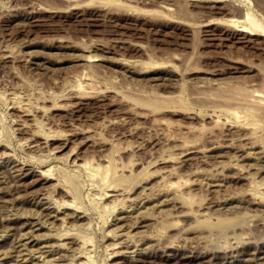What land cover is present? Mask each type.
<instances>
[{
	"label": "rangeland",
	"instance_id": "374dc122",
	"mask_svg": "<svg viewBox=\"0 0 264 264\" xmlns=\"http://www.w3.org/2000/svg\"><path fill=\"white\" fill-rule=\"evenodd\" d=\"M261 95L264 0H0V264H264Z\"/></svg>",
	"mask_w": 264,
	"mask_h": 264
},
{
	"label": "bare ground",
	"instance_id": "6f19581e",
	"mask_svg": "<svg viewBox=\"0 0 264 264\" xmlns=\"http://www.w3.org/2000/svg\"><path fill=\"white\" fill-rule=\"evenodd\" d=\"M249 19V18H248ZM253 25H254V23H253ZM244 31H246V32H248V33H250V34H254V33H252V32H250L248 29H244ZM88 58H91L92 59V57H88ZM93 58H94V56H93ZM92 60H94V59H92ZM89 62V61H88ZM93 62V61H92ZM239 91V90H238ZM246 91V90H245ZM241 93V92H240ZM245 93V92H244ZM228 94V93H227ZM232 94V93H231ZM235 94V93H234ZM233 94V95H234ZM246 95V94H245ZM252 95H256V93L255 94H253L252 93ZM258 95H260V94H258ZM237 96V95H236ZM242 96V95H241ZM257 96V95H256ZM264 95H261V97H263ZM228 98V97H227ZM264 98V97H263ZM256 101H258L257 100V98H256ZM256 101H255V103H256ZM262 101V100H261ZM263 102V101H262ZM254 105V104H253ZM259 105H261V104H259ZM250 108V107H249ZM251 108H253V107H251ZM250 108V109H251ZM254 109H257V111H254ZM251 110H253L254 112H262L264 109H261V108H253V109H251ZM262 110V111H261ZM260 114V113H259ZM248 153V152H247ZM252 152H250V154H251ZM246 154V153H245ZM238 155H240V154H238ZM244 155V154H243ZM248 156H250V155H248ZM251 157H252V155H251ZM111 158H113L112 156L109 158V159H111ZM243 159V158H242ZM86 160V159H85ZM110 162L111 161H113V159L112 160H109ZM85 162V161H84ZM84 164V166H86V164L88 165V164H90L89 162H85V163H83ZM82 164V165H83ZM106 165H108V166H106V167H102L101 165L99 166L98 165V167H96L97 169H95V171H96V174L94 173V175L96 176H99L100 178H101V181H106V183H107V180L109 181V178H111V180H112V184L111 185H109L111 188H109L110 189V191L112 192V194H110L111 196H110V202L107 204V207L104 205V207H106V209L107 208H109V209H111L112 211V213L110 212V210H109V212L111 213V214H114V212H116L117 211V209L120 207L121 209H125V207H127L126 209H129V208H131V211H134V214H136L135 216H138V215H142V213H144V212H142L141 211V209L143 208L144 210H146L145 209V206H146V203L150 200L149 198H151L150 197V195L149 194H147V195H145L144 197H141V198H139V199H135V198H132L131 196H128L129 195V193H128V195H127V191H128V189L124 186V187H122V184H121V182L123 181V175L122 176H120L119 174H118V171H117V168H115L114 167V165L112 164V163H108V164H106ZM116 165V164H115ZM83 166V167H84ZM104 166V165H103ZM51 169H53V168H51V167H49L48 169H46L45 170V172L43 171V170H41V171H43L42 172V174L44 173V175H45V179H48V178H50L52 175H53V178L55 177L54 176V174H55V171L53 172ZM173 170V169H172ZM54 173H52V172ZM157 171H159V170H157ZM174 172H175V170H173ZM155 173H156V171H155ZM169 173H172V171L170 172L169 171ZM43 176V175H42ZM94 177V178H98V177ZM128 177H130V176H128ZM52 178V177H51ZM163 178V177H162ZM161 178V179H162ZM127 179H130V178H126V179H124V180H127ZM161 179H160V181H161ZM165 179V178H164ZM168 179V178H167ZM54 180V179H53ZM58 180V179H57ZM166 180V179H165ZM101 181L99 182H97V183H100V184H102L101 183ZM169 181V180H168ZM180 181H182L181 179H180ZM179 180L178 181H176L175 183H179L180 182ZM46 182V181H45ZM125 182V181H124ZM159 182V181H158ZM161 182H163V180L161 181ZM165 182V181H164ZM173 182V181H172ZM166 183L165 182V185L163 186V187H167V188H173V185H174V183ZM185 182V181H184ZM63 183V182H62ZM62 183L58 180V181H56V183H55V185H54V187H61L62 189H64L65 188V186L63 187V185H62ZM123 183V182H122ZM181 183V182H180ZM187 183V181L185 182V184ZM258 183V182H257ZM262 183V182H261ZM44 184V183H43ZM109 183H107V184H105V186L106 185H108ZM161 184V183H160ZM182 184V183H181ZM259 184V183H258ZM262 184H264V183H262ZM253 185H255L254 183H253ZM175 186V185H174ZM178 186V185H177ZM179 186H181V185H179ZM178 186V187H179ZM252 186V185H251ZM256 186H258V185H256ZM53 186H52V189L54 188ZM177 187V188H178ZM254 187V186H253ZM162 188V187H161ZM175 188H176V186H175ZM176 188V189H177ZM258 188H260V185H259V187ZM258 188H256V187H254V189H258ZM47 189V188H46ZM68 188H66V190H67ZM144 189V188H143ZM147 189V188H146ZM153 189V188H152ZM152 189H149L150 191H152ZM178 189H181V187L180 188H178ZM253 189V188H252ZM49 190H50V188H49ZM65 190V189H64ZM68 190H70V189H68ZM67 190V192H68V194H70L69 192L70 191H68ZM105 190H107V189H105ZM166 190V189H165ZM170 190V189H169ZM259 190V189H258ZM258 190H256V191H258ZM46 191V190H45ZM131 191V190H130ZM147 191V190H146ZM168 191V190H167ZM47 192V191H46ZM49 192V191H48ZM178 192V191H177ZM149 193V192H148ZM171 193V192H170ZM176 193V192H175ZM179 193V192H178ZM178 193H177V195H178ZM50 194V193H49ZM72 194V193H71ZM107 194V193H106ZM131 194V193H130ZM142 194V193H141ZM144 194V193H143ZM162 194V193H161ZM187 194V193H186ZM191 194V193H190ZM153 195V194H152ZM173 195V194H172ZM177 195H175V196H177ZM181 195H183V193L181 192ZM181 195H179V196H181ZM48 196V195H47ZM50 197V196H49ZM49 197L47 198V199H49ZM52 197V196H51ZM106 197V196H105ZM109 197V196H108ZM136 197V196H135ZM153 197V196H152ZM157 197V196H156ZM171 197V196H170ZM181 197H185V201L187 202V204L190 206L191 205V203H193L194 202V200H195V197H193V195H192V197H190L189 195L186 197V196H181ZM65 198V197H64ZM73 198H75V197H73ZM138 198V197H137ZM155 198V197H154ZM172 198V197H171ZM62 199V198H61ZM67 199V198H66ZM66 199H64V200H62V201H60L61 203H59V204H61L60 206H63L64 208H72V210L73 209H75V208H77V206H75L76 205V202L74 201V199H71V201H67ZM183 199V198H182ZM51 200V199H50ZM50 200H47V201H50ZM152 200V199H151ZM52 201V200H51ZM108 201V200H107ZM59 202V201H58ZM151 202V201H150ZM161 202H163V201H161ZM52 203V202H51ZM106 203V202H105ZM153 203V202H152ZM159 204H161L160 202H158ZM58 204V203H57ZM53 205L54 207H56V206H59V205ZM155 204V203H154ZM157 204V203H156ZM158 204V205H159ZM183 204H185L184 202H183ZM51 205V204H50ZM147 205H149V204H147ZM162 205V204H161ZM186 205V204H185ZM157 206V205H156ZM52 207V206H51ZM147 207V206H146ZM152 207V206H151ZM50 208V207H49ZM61 208V207H60ZM59 208V209H60ZM148 208V207H147ZM190 209L192 208V206L191 207H189ZM56 209H58L57 207H56ZM78 209V208H77ZM149 209V208H148ZM46 210H47V208H46ZM51 210H53V209H51ZM108 210V209H107ZM150 210V209H149ZM151 210H152V208H151ZM151 210L150 211H148V213L149 212H151ZM161 210V209H160ZM164 210V209H163ZM61 211V210H60ZM59 211V212H60ZM121 211V210H120ZM147 211V210H146ZM190 211H193V210H190ZM58 212V211H57ZM77 212V211H76ZM81 212V211H80ZM164 212V211H163ZM79 213V212H78ZM120 213V212H119ZM124 213V212H123ZM129 213V212H128ZM133 213V212H132ZM156 213H157V211H156ZM160 213H162L161 211H160ZM70 214V213H69ZM75 214V213H74ZM133 214V215H134ZM150 214V213H149ZM152 214V213H151ZM158 214V213H157ZM77 215V214H76ZM110 215V214H109ZM115 215V214H114ZM121 215H122V213H121ZM121 215H119V216H121ZM127 215V214H126ZM144 215V214H143ZM148 215V214H147ZM53 216V215H52ZM55 216H56V214H55ZM72 216V215H71ZM118 216V217H119ZM125 216V215H124ZM123 216V217H124ZM47 217V216H46ZM68 217V216H67ZM74 216H72V218H73ZM112 217V216H111ZM113 217H115V216H113ZM122 217V216H121ZM122 217V222L124 221V218ZM140 217V216H139ZM138 217V218H139ZM148 217V216H147ZM149 217H151V216H149ZM49 218V217H48ZM61 218V217H60ZM59 218V216H58V219H60ZM77 218V217H76ZM79 218H81V217H79ZM155 218V217H154ZM75 219V218H74ZM117 219V218H116ZM119 219V218H118ZM117 219V220H118ZM144 219V218H143ZM150 219V218H149ZM153 219V218H152ZM57 220V219H56ZM63 220H64V218H63ZM62 220V221H63ZM128 220V219H127ZM141 220V219H140ZM139 220V221H140ZM77 221V220H76ZM114 221H115V219H114ZM136 221V220H135ZM134 221V222H135ZM46 222V221H45ZM53 222V221H52ZM120 222V221H119ZM132 222V221H131ZM145 222V221H144ZM63 223H67L66 221L65 222H62V224ZM74 223V222H73ZM73 223H72V225H73ZM133 224V223H132ZM78 225V224H77ZM124 225V224H123ZM127 225V224H126ZM137 225V224H136ZM143 225V224H142ZM46 226V225H45ZM74 226V225H73ZM122 226V225H121ZM132 226V225H131ZM141 226V225H140ZM70 227H71V224H70ZM123 227V226H122ZM146 227V226H145ZM145 227H143V228H145ZM75 228V226L72 228L71 227V229H74ZM119 228V227H118ZM126 228V227H125ZM128 228H130V227H128ZM147 228V227H146ZM122 229V228H121ZM134 229V228H133ZM117 230V229H116ZM119 230V229H118ZM72 232L74 231V230H71ZM70 230H69V232H66L65 234L63 233L64 232V230H63V234L61 233V238L62 239H69V238H71L74 234H75V232H74V234L71 232ZM120 231V230H119ZM118 231V232H119ZM128 231H130V230H128ZM71 232V233H70ZM131 232V231H130ZM121 233V232H120ZM146 233V232H145ZM117 234V233H116ZM135 234V233H134ZM133 234V235H134ZM46 235H48V234H46ZM57 235H59V234H57ZM131 235H132V233H131ZM131 235H129V236H131ZM132 235V236H133ZM49 236V235H48ZM51 236V235H50ZM118 236H120V234H118ZM153 236V235H152ZM151 235H150V237H152ZM31 237H33V236H31ZM30 237V238H31ZM46 237V236H45ZM53 237V236H52ZM54 237H55V235H54ZM60 237V236H59ZM134 238H135V236H133ZM133 237H132V240H133ZM47 238V237H46ZM74 238H76V240H77V242H80L82 245H84V247L83 248H85V245L87 244V243H89L90 242V240L89 239H87V237H84V236H82L81 234H79V232L76 234V237H74ZM128 238V237H127ZM155 239V238H154ZM129 240V239H128ZM64 241V240H63ZM89 241V242H88ZM134 241V240H133ZM50 242V241H49ZM62 242V241H61ZM74 242V241H73ZM130 242H132V241H130ZM63 243V242H62ZM69 243V242H68ZM118 243V242H117ZM57 244V243H56ZM55 244V245H56ZM67 244V243H66ZM66 244H65V242L63 243V244H61L60 246H62V245H64V247L66 246ZM79 244V243H78ZM58 245V244H57ZM80 245V244H79ZM118 245V244H117ZM120 245V244H119ZM59 246V245H58ZM46 247H47V245H46ZM49 247V246H48ZM69 247V246H68ZM66 248H67V246H66ZM121 250V249H120ZM83 252V254H81L80 256H82V255H84V257H86V259H85V261L82 263V264H87L88 262H89V260H90V253H87L88 251H86V250H84V251H82ZM114 253H115V251H114ZM120 253V252H119ZM122 253V252H121ZM115 255V254H114ZM116 255H117V253H116ZM90 256V257H89ZM80 262H82V261H80ZM79 262V263H80ZM90 262H91V260H90ZM89 264V263H88Z\"/></svg>",
	"mask_w": 264,
	"mask_h": 264
}]
</instances>
